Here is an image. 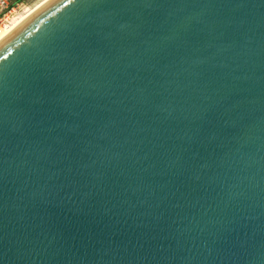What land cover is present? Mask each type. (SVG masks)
Returning a JSON list of instances; mask_svg holds the SVG:
<instances>
[{"label": "water", "instance_id": "1", "mask_svg": "<svg viewBox=\"0 0 264 264\" xmlns=\"http://www.w3.org/2000/svg\"><path fill=\"white\" fill-rule=\"evenodd\" d=\"M0 76V264H264V0H46Z\"/></svg>", "mask_w": 264, "mask_h": 264}, {"label": "rangeland", "instance_id": "2", "mask_svg": "<svg viewBox=\"0 0 264 264\" xmlns=\"http://www.w3.org/2000/svg\"><path fill=\"white\" fill-rule=\"evenodd\" d=\"M42 0H23L22 2L17 3L13 10L8 13V16L2 18L0 25L10 24L11 22L17 20L19 17L27 13L30 9L35 7Z\"/></svg>", "mask_w": 264, "mask_h": 264}, {"label": "bare ground", "instance_id": "3", "mask_svg": "<svg viewBox=\"0 0 264 264\" xmlns=\"http://www.w3.org/2000/svg\"><path fill=\"white\" fill-rule=\"evenodd\" d=\"M46 0H42L39 2L35 7L30 9L27 13L19 17L17 20L11 22L10 24H2L0 25V39H2L11 29H13L22 19H24L32 10H34L36 7L41 5Z\"/></svg>", "mask_w": 264, "mask_h": 264}, {"label": "built area", "instance_id": "4", "mask_svg": "<svg viewBox=\"0 0 264 264\" xmlns=\"http://www.w3.org/2000/svg\"><path fill=\"white\" fill-rule=\"evenodd\" d=\"M13 8L14 6H9V0H0V21L2 20V18L7 17L8 13H10Z\"/></svg>", "mask_w": 264, "mask_h": 264}, {"label": "trees", "instance_id": "5", "mask_svg": "<svg viewBox=\"0 0 264 264\" xmlns=\"http://www.w3.org/2000/svg\"><path fill=\"white\" fill-rule=\"evenodd\" d=\"M23 0H9V6L13 7L15 6L17 3L22 2Z\"/></svg>", "mask_w": 264, "mask_h": 264}, {"label": "snow or ice", "instance_id": "6", "mask_svg": "<svg viewBox=\"0 0 264 264\" xmlns=\"http://www.w3.org/2000/svg\"><path fill=\"white\" fill-rule=\"evenodd\" d=\"M2 80H3V77H2V76H0V83H2Z\"/></svg>", "mask_w": 264, "mask_h": 264}]
</instances>
